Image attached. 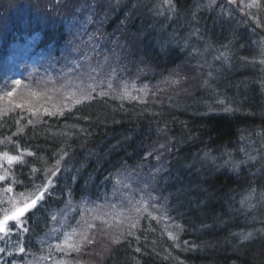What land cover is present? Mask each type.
<instances>
[{
    "label": "trees",
    "instance_id": "trees-1",
    "mask_svg": "<svg viewBox=\"0 0 264 264\" xmlns=\"http://www.w3.org/2000/svg\"><path fill=\"white\" fill-rule=\"evenodd\" d=\"M0 174V264H264V0H0Z\"/></svg>",
    "mask_w": 264,
    "mask_h": 264
},
{
    "label": "rangeland",
    "instance_id": "rangeland-1",
    "mask_svg": "<svg viewBox=\"0 0 264 264\" xmlns=\"http://www.w3.org/2000/svg\"><path fill=\"white\" fill-rule=\"evenodd\" d=\"M236 24H237V22H236ZM242 25L245 27L246 23L243 22ZM199 43H202V42H199ZM208 48L209 47H206V48L202 49L201 51L200 50L197 51V50L191 49V51L193 52V54L199 55V56L196 57L197 59H198V57H201L202 53H208L209 52L210 55H208V57H209V59H211V61H213V63L210 62L212 65L213 64H220L221 62H225L227 60V55H228L227 53H229V50H226L225 52H223V49L220 50L218 48H214L213 46L210 47L211 50L210 49L208 50ZM194 66L196 68H202V67L197 66V65H194ZM126 179H127L128 186L130 184H132V177L131 178L128 177ZM98 200H100V199H98ZM99 203H101V202L100 201H98V202H95V201L94 202H87L86 199H79V201H76V203H74V205L77 206L76 208L73 207L70 204V202H68V201L65 202V204H62V206L58 205L57 207L60 208V209L56 210V208H55V210L57 211L56 214L60 217L61 221L59 222V224L58 223H56V224L54 223L53 227H57L64 234H66L67 232H70L72 234L76 233L77 229H75L74 225L70 224V223H74L76 221L75 220L76 216H75L74 213L78 210V211H80L79 216H83L84 214L87 213V215L89 217V216H91L90 214L93 215V213L96 210H98L99 206H97V205ZM72 214H74V216H73L74 219L71 220L70 222H68V219L66 218V216H71ZM77 225H78V222H77ZM4 226H5V223H3V225H0L1 228L4 227ZM16 226H18V227L14 230L15 231L14 234L15 233L17 234L19 232L18 229L20 227V224L18 223ZM67 235H69V234H67ZM65 245L67 246L66 243H65Z\"/></svg>",
    "mask_w": 264,
    "mask_h": 264
},
{
    "label": "snow or ice",
    "instance_id": "snow-or-ice-1",
    "mask_svg": "<svg viewBox=\"0 0 264 264\" xmlns=\"http://www.w3.org/2000/svg\"><path fill=\"white\" fill-rule=\"evenodd\" d=\"M169 2H170V0H169ZM233 2H234V0H233ZM252 6H257V5L253 4ZM15 83L19 84L20 81H16ZM9 95L11 96L12 93H9ZM76 103H80V101H76ZM29 123H31V121H29ZM20 158L21 157H19V156H9V157H7L9 164H11L14 160H18ZM59 164H60V161L57 160V165H59ZM56 174H57L56 172H53L52 173L53 176H55ZM4 179H5V177L0 176V180H4ZM44 188L46 190L47 185H45ZM8 191H11V188H9ZM21 196H23V194H21ZM42 198H43V191H40L38 194L35 195V198L31 199L30 202H25L22 207L16 208L15 211H13L11 215L5 216L3 218V220L0 221V225H3V223L6 222V221H15V220H18L21 216H23L30 209L35 208L36 205H37V203H38V201L41 200ZM20 227L23 228V225H21ZM89 227H92V226L89 225ZM133 227H135V225H133ZM2 230H3V228H0V231H2ZM23 230L24 231H27L26 228H23ZM83 241H86L88 244H91L92 243V240L89 239V237L86 234L81 237V242H83ZM70 247H75V249L77 251H79L80 244L77 243V245H75V246H71L70 245ZM24 250L25 249L23 247H20L19 248V251L20 252H23ZM0 251H3V249H0Z\"/></svg>",
    "mask_w": 264,
    "mask_h": 264
}]
</instances>
